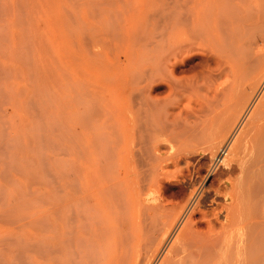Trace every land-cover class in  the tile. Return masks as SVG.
Returning <instances> with one entry per match:
<instances>
[{
  "label": "bare ground",
  "instance_id": "1",
  "mask_svg": "<svg viewBox=\"0 0 264 264\" xmlns=\"http://www.w3.org/2000/svg\"><path fill=\"white\" fill-rule=\"evenodd\" d=\"M127 1L111 3L128 27L150 21L156 0ZM173 1L148 12L141 61L108 69L78 112L72 95L68 179L34 264H264V0Z\"/></svg>",
  "mask_w": 264,
  "mask_h": 264
},
{
  "label": "rangeland",
  "instance_id": "2",
  "mask_svg": "<svg viewBox=\"0 0 264 264\" xmlns=\"http://www.w3.org/2000/svg\"><path fill=\"white\" fill-rule=\"evenodd\" d=\"M113 1L0 0V264H34L32 244L38 223L49 216L54 198L63 196L68 179L69 103L75 99L78 112L82 103L85 106L97 99L108 69L141 61L149 40L147 32L153 33V40L159 35L156 26L160 16L153 22L155 14L148 12L156 10L157 15L166 8L160 4L174 3L154 1L147 12L150 21L135 19L128 27L114 5L117 0ZM128 1L127 9L140 5L139 0ZM103 8L107 9L103 12ZM210 164L209 172L217 160Z\"/></svg>",
  "mask_w": 264,
  "mask_h": 264
}]
</instances>
